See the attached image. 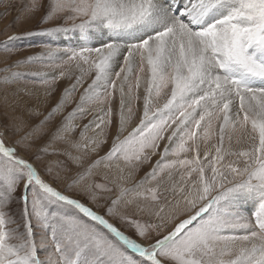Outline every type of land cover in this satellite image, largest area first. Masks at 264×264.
Wrapping results in <instances>:
<instances>
[{
	"label": "snow or ice",
	"instance_id": "6c2138e0",
	"mask_svg": "<svg viewBox=\"0 0 264 264\" xmlns=\"http://www.w3.org/2000/svg\"><path fill=\"white\" fill-rule=\"evenodd\" d=\"M37 14L0 40V264H264V0Z\"/></svg>",
	"mask_w": 264,
	"mask_h": 264
},
{
	"label": "rangeland",
	"instance_id": "374dc122",
	"mask_svg": "<svg viewBox=\"0 0 264 264\" xmlns=\"http://www.w3.org/2000/svg\"><path fill=\"white\" fill-rule=\"evenodd\" d=\"M29 3V0H0V40L6 38L7 35L13 33H24L27 31L36 30L41 27L39 24V14L33 16L30 19L17 22L16 18L20 14V9L23 5ZM8 5H11L10 7ZM6 12V14H4ZM65 43H68L67 38H62ZM37 47L28 48L26 45L28 41H23L19 46L20 51L17 52L12 59L18 56H26L28 54L39 51L40 41L36 40ZM33 69H39L41 71H50V69L44 68L42 65H34ZM68 83L67 80L61 81L58 88H63ZM227 143V141H226ZM130 233V230H128ZM131 234V233H130Z\"/></svg>",
	"mask_w": 264,
	"mask_h": 264
}]
</instances>
